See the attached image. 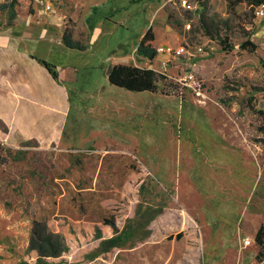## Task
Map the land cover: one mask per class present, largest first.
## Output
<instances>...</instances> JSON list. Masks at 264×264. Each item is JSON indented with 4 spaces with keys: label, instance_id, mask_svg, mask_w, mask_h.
I'll return each mask as SVG.
<instances>
[{
    "label": "rangeland",
    "instance_id": "rangeland-1",
    "mask_svg": "<svg viewBox=\"0 0 264 264\" xmlns=\"http://www.w3.org/2000/svg\"><path fill=\"white\" fill-rule=\"evenodd\" d=\"M11 1L0 0V28ZM51 1L83 49L32 47L64 73L73 141L54 159L34 142L0 141V264L14 250L22 264H264L254 240L264 223V15L246 1ZM150 26L185 51L139 56ZM248 39L253 49L241 47ZM117 62L161 72L159 90L112 85ZM34 180L47 188L29 189ZM33 230L58 239V252L39 256Z\"/></svg>",
    "mask_w": 264,
    "mask_h": 264
},
{
    "label": "crops",
    "instance_id": "crops-1",
    "mask_svg": "<svg viewBox=\"0 0 264 264\" xmlns=\"http://www.w3.org/2000/svg\"><path fill=\"white\" fill-rule=\"evenodd\" d=\"M10 13L12 22L0 28V133L3 135L0 141L14 149H19L22 142H34L35 150L49 152L52 159L58 158V149L69 148L73 139L69 133L66 136L64 134L68 116V93L64 84V73L58 71V78H53L39 59L54 63L36 55L32 42L48 39L50 43L66 47V30L62 27L65 23L61 16L57 17L49 11L22 16L16 14L11 6ZM23 21L27 24L24 28H19ZM155 39L156 46L166 45L157 40L156 34ZM40 159L35 156L34 164L37 165ZM35 165L32 169H38L37 176L41 179L40 172L43 171ZM24 166H27V163ZM34 171L31 173V179L37 178ZM43 174L46 179V174ZM57 174L51 171L48 178L54 177L61 182L67 179V176L61 178ZM12 176L17 179L19 175L11 172L10 177ZM17 183L18 181L14 182ZM42 183L38 184L34 180L26 184L32 190L47 188ZM80 222L81 219L75 220L74 223ZM20 252L14 250L2 253V257H7L3 263L22 264Z\"/></svg>",
    "mask_w": 264,
    "mask_h": 264
},
{
    "label": "trees",
    "instance_id": "trees-1",
    "mask_svg": "<svg viewBox=\"0 0 264 264\" xmlns=\"http://www.w3.org/2000/svg\"><path fill=\"white\" fill-rule=\"evenodd\" d=\"M241 1H246V4L250 6L252 10H255L261 4L264 5V0H228L230 7H235V5H238ZM33 2L34 0H12L11 6L16 14L27 16L33 13ZM64 44L70 48L83 49L81 44L74 41L67 32L64 35ZM255 46V43L248 39L242 43L241 47L253 49ZM136 52L139 56L149 60H153L157 56L156 39L152 26L148 27L142 34ZM39 61L46 66L53 78H58V71L54 64L43 59H39ZM106 74L108 81L112 83V85L123 87L134 92H156L159 90V81L164 80V75L153 68L124 62L112 63L107 67ZM35 234L39 236L38 239L41 241L39 250L37 248L39 256L52 255L58 252V239L52 240L51 236L41 238L40 233L33 230V235L35 236ZM32 239L33 236L31 237V240ZM254 240L258 247L256 258L260 261L264 259V223L257 228ZM109 243L115 244L112 239L107 241L108 245ZM47 246L52 252L45 254L43 250H45Z\"/></svg>",
    "mask_w": 264,
    "mask_h": 264
},
{
    "label": "built area",
    "instance_id": "built-area-1",
    "mask_svg": "<svg viewBox=\"0 0 264 264\" xmlns=\"http://www.w3.org/2000/svg\"><path fill=\"white\" fill-rule=\"evenodd\" d=\"M180 1V4L186 8V9H189V10H192L194 8V5L192 4V2H190L189 0H179ZM42 3H44V12H48L50 10H52L53 8V5H52V1L51 0H41ZM257 11H258V15H264V5H259L257 8ZM156 51H157V54H172V52L174 51H179V52H183L185 51V47L182 46V45H178V46H172V45H158L156 46ZM2 141V139H0ZM251 240L250 239H247L246 240V243H250Z\"/></svg>",
    "mask_w": 264,
    "mask_h": 264
}]
</instances>
